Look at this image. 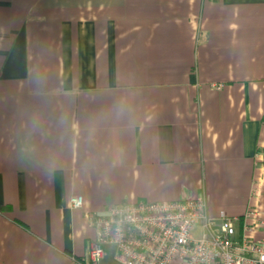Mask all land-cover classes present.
Here are the masks:
<instances>
[{
	"label": "crops",
	"instance_id": "0c3cea01",
	"mask_svg": "<svg viewBox=\"0 0 264 264\" xmlns=\"http://www.w3.org/2000/svg\"><path fill=\"white\" fill-rule=\"evenodd\" d=\"M200 196L264 209V0H0V264L87 260V213Z\"/></svg>",
	"mask_w": 264,
	"mask_h": 264
},
{
	"label": "built area",
	"instance_id": "2783aa9c",
	"mask_svg": "<svg viewBox=\"0 0 264 264\" xmlns=\"http://www.w3.org/2000/svg\"><path fill=\"white\" fill-rule=\"evenodd\" d=\"M82 196L70 198L72 207ZM98 229L88 259L71 264H98L104 244L113 245L123 264H264V209L249 207L241 216L207 214L205 197L166 201L138 200L109 205L105 213L86 214ZM215 219L219 220L215 223ZM202 222V235L192 229Z\"/></svg>",
	"mask_w": 264,
	"mask_h": 264
},
{
	"label": "rangeland",
	"instance_id": "374dc122",
	"mask_svg": "<svg viewBox=\"0 0 264 264\" xmlns=\"http://www.w3.org/2000/svg\"><path fill=\"white\" fill-rule=\"evenodd\" d=\"M202 232H203V230H202V222L200 221L193 227L191 233H192V236L194 238H199V237H201ZM105 245L106 244L103 245V248L105 247Z\"/></svg>",
	"mask_w": 264,
	"mask_h": 264
},
{
	"label": "water",
	"instance_id": "95a60500",
	"mask_svg": "<svg viewBox=\"0 0 264 264\" xmlns=\"http://www.w3.org/2000/svg\"><path fill=\"white\" fill-rule=\"evenodd\" d=\"M214 221H215V223H218L219 222V220H217V219H215Z\"/></svg>",
	"mask_w": 264,
	"mask_h": 264
}]
</instances>
